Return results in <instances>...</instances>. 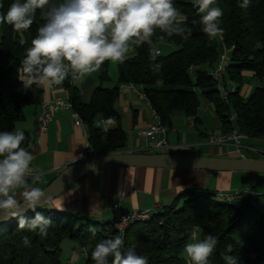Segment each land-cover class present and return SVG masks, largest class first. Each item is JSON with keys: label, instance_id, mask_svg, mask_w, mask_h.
<instances>
[{"label": "trees", "instance_id": "obj_1", "mask_svg": "<svg viewBox=\"0 0 264 264\" xmlns=\"http://www.w3.org/2000/svg\"><path fill=\"white\" fill-rule=\"evenodd\" d=\"M13 2L15 0H0L3 5L0 13H6ZM240 3L242 0H216L213 5L223 11L220 18V27L224 29L222 38L231 48L228 69L222 81L225 85L227 79L233 82L236 90L230 92L226 100L221 98L217 81L210 74L221 45L218 38L210 39L202 32L201 14L195 0H174L175 7L188 17L187 24L192 28L190 38L185 41L178 35L168 37L157 31L150 43L132 46L134 55L117 65V85H104L109 81L108 62L99 70L98 85L87 103L82 100L77 81L70 77L65 79L62 85L69 91L68 99L73 110L87 127L89 147L95 156L125 149L126 133L120 125L102 130L97 121L118 119L114 102L120 85L129 83L142 87L167 129L175 111L194 117V123L198 121L200 93L213 105L215 118L221 126L220 134L237 129L248 139L264 140V85L255 87L247 95L240 94L245 71L264 84V0H251L247 8L239 7ZM44 22L40 10H37L33 24L26 31L17 32L7 23L0 24V132L13 131L16 122L23 118V109L39 102L43 89L35 85L24 88L17 69ZM161 41L174 43L177 49L163 55L156 46ZM153 48L160 52L155 62L150 60ZM153 63L161 64L162 68L155 71ZM233 112L235 119L231 123L229 117ZM215 196L211 192L186 189L161 211L150 212L148 218L130 224L122 233L113 227L112 222H99L48 205L49 208L36 210L53 222L46 237L19 229L18 221L0 228V264H63L62 244L65 240L86 251L82 264H95L91 259L95 244L115 235L123 237L125 248L134 247L138 255L145 256L148 264H186L184 246L194 238V233L197 235V231L201 240L213 235L219 241L209 257L210 264H224V254L236 256L238 264H264V210L258 212L250 201L243 203L242 199L236 206ZM34 215L31 212L26 217L31 219ZM90 227L95 229L94 233L89 231ZM25 236L31 241L30 247L22 244ZM111 261L109 257L108 264Z\"/></svg>", "mask_w": 264, "mask_h": 264}, {"label": "clouds", "instance_id": "obj_2", "mask_svg": "<svg viewBox=\"0 0 264 264\" xmlns=\"http://www.w3.org/2000/svg\"><path fill=\"white\" fill-rule=\"evenodd\" d=\"M215 3L216 0H195L202 32L210 39L224 34L220 27L223 11L214 7ZM250 4L251 0H242L239 7ZM37 10L45 22L17 69L18 79L26 89L33 85L52 89L69 77L83 82L105 62L124 63L132 46L150 43L157 31L168 37L178 35L185 41L192 34L187 15L175 7L174 0H15L6 13H0V24L7 23L17 32L26 31ZM159 56L157 49L150 52L153 62ZM152 68L159 71L162 65L153 63ZM108 123L115 125V118H109ZM26 140L23 131L0 132V220L17 219L19 229L43 238L53 222L36 208H49L53 197L46 196L38 186L42 173L32 167L34 157L29 151L31 145L24 146ZM56 208L64 210L59 205ZM29 210L35 213L31 219L26 217ZM89 231L94 233L95 229L90 227ZM218 243L213 235L186 243L187 264H210L209 257ZM22 244L31 246L28 236L22 238ZM109 257L111 264H148V259L138 255L134 247L125 248L120 235L97 242L91 252L95 264H108ZM222 260L224 264H238L237 257L229 254L222 255Z\"/></svg>", "mask_w": 264, "mask_h": 264}, {"label": "crops", "instance_id": "obj_3", "mask_svg": "<svg viewBox=\"0 0 264 264\" xmlns=\"http://www.w3.org/2000/svg\"><path fill=\"white\" fill-rule=\"evenodd\" d=\"M132 50L131 47L130 52ZM109 65V81L110 77L112 80L104 85L112 87L117 85L118 76L116 78L115 68L109 75ZM98 75L99 71L87 77L83 82H76L82 100L86 103L90 101L98 85ZM68 98L69 91L62 84L52 89H43L38 104L26 106L23 109V118L16 122L13 129V131L25 133L27 137L25 147L28 144L31 145L29 151L34 157L32 167L42 173L38 185L41 189L47 186L63 168L77 162L79 152L89 147L86 125L82 122L75 123L72 112L68 109L55 113L48 129L43 134L39 136L35 132L34 119L40 111L41 104L55 99L67 100ZM114 107L118 113L115 125H110L108 119H99L97 125L102 130L112 129L119 125L123 129V120L127 121L130 139L126 135L125 149L121 152H162L155 149L156 141L162 137V134H156L153 139L139 135V131L147 129L153 122V114L149 105L140 101L137 95L130 91L128 84L120 85ZM173 115L183 116L187 125L195 131L191 141H187L189 138L187 135H184L183 143L170 141V130L174 126L171 121L166 133L169 143L187 145L189 148L186 154L212 157L230 156L231 146L207 142L209 135H217L221 132L220 123L216 118L211 119L212 131L208 132L206 123L209 119L203 115L199 116L196 123L193 117H186L181 111H175ZM245 143L264 151V140L247 138ZM245 188H250L260 195L254 202L251 195L245 196L243 203L250 201L255 207L257 204L264 206V197H262L264 196V174L157 167H113L89 173L51 201L49 206L57 210L56 206L59 205L63 207L64 212L111 223L117 209L124 212L132 210L159 212L186 189L202 190L217 195L218 192L241 191ZM73 248L68 251L65 263L82 264L84 258L79 253L72 254Z\"/></svg>", "mask_w": 264, "mask_h": 264}, {"label": "built area", "instance_id": "obj_4", "mask_svg": "<svg viewBox=\"0 0 264 264\" xmlns=\"http://www.w3.org/2000/svg\"><path fill=\"white\" fill-rule=\"evenodd\" d=\"M217 38L221 45V51L215 63V67L210 71V74L217 81V88L221 98L226 100L229 93L234 92L236 90L235 86H233L230 90H228L226 88V85L222 81L228 69V63L230 58L229 53L231 51V48L224 43L223 38L220 37ZM128 87L132 93L137 95L140 101L142 100L147 105H149L153 114V122L149 125L147 129L139 131V135L153 139L155 138L156 134H162V137L158 139L155 144V149L157 151H168L173 153L186 154L189 148L187 145L171 144L168 142L166 138L167 127L162 123L159 114L151 107L149 100L145 92L143 91L142 87L132 83H129ZM62 109L71 110L74 118V122L75 123L81 122L78 113L73 110L72 104L69 99L67 100L55 99L52 101L43 102L41 104L40 111L36 114L34 119L36 134L39 136L43 134L48 129L49 123L52 121L54 114ZM205 110H206L205 108H202V111ZM234 119H235V113L233 112L229 117V121L233 123ZM246 139L247 136L245 134L240 133L237 129H232L231 131L225 134L209 135L207 137V142L210 144H217L221 146H231L232 149L231 151H229V155L232 156L248 158L250 155L262 156V154H264V151L258 149L257 147L247 145L245 143ZM94 157L96 156L94 155L92 149L88 147L85 150L79 152L77 162L86 161ZM248 195H251L254 202L255 199L260 194L256 191L251 190L250 188H245L244 190L241 191H230V192L222 191L217 193V196L220 199H222L224 202L234 204L236 206H239L241 204L243 197ZM262 210H264V206H262ZM149 216H150L149 210H132V211L124 212L117 209L115 212V218L112 221V225L117 231L122 233L126 230V228L130 224L138 220L146 219ZM193 236L195 237L196 234L194 233ZM71 253L72 254L79 253L82 258L86 257V251L84 249H80L79 251L72 250ZM185 263L187 264V259H185Z\"/></svg>", "mask_w": 264, "mask_h": 264}, {"label": "water", "instance_id": "obj_5", "mask_svg": "<svg viewBox=\"0 0 264 264\" xmlns=\"http://www.w3.org/2000/svg\"><path fill=\"white\" fill-rule=\"evenodd\" d=\"M106 157H110L106 159ZM157 167L174 169H197L215 172H252L264 174V156L258 157H226V156H199L173 152H116L96 156L86 161L75 162L63 168L53 180L45 186L46 196L53 197L51 201L60 196L75 182L89 173L113 167ZM42 207H37L36 210ZM33 211H27L26 215ZM17 221L10 218L0 220V228Z\"/></svg>", "mask_w": 264, "mask_h": 264}, {"label": "rangeland", "instance_id": "obj_6", "mask_svg": "<svg viewBox=\"0 0 264 264\" xmlns=\"http://www.w3.org/2000/svg\"><path fill=\"white\" fill-rule=\"evenodd\" d=\"M54 2H58V0L54 1ZM157 48L160 49L161 54L166 55L172 51H174L175 49H177V45H175L174 43H169L166 41H161L159 42L157 45ZM134 55V50H132L131 52L128 53V58L132 57ZM109 75L110 72H113V68H115L116 71V78L118 76V72H117V62H109ZM111 77H110V81H111ZM109 81V82H110ZM264 84L260 83L259 81H257V79L249 72H244L242 74V80L240 83V94L241 95H247L249 94L255 87L257 86H262ZM233 86H235V84L231 81H229L228 79L226 80V88L228 90H230ZM199 100H200V107L198 109V116L203 115L204 117H207L209 119L208 123H206L207 125V131L210 132L212 131V128L210 127L211 124V119L215 118V113H214V109H213V105L211 103H209L200 93H199ZM202 108H205V111H202ZM194 119V117L192 118ZM171 121L174 123V126L172 128V130H170V134H169V140L170 141H178L179 143H183V137L184 135L189 136L187 141H191L192 137L194 136V129L190 128L187 123L184 121L183 116L181 115H173L171 117ZM127 121L123 120V129L126 132V135L128 137V139H130V132L127 130ZM178 135V137H177ZM178 139V140H177ZM130 141V140H129ZM175 144V143H174ZM206 147V146H205ZM264 197V196H262ZM216 198V197H215ZM256 209L258 210V212H261L262 210V206H260L259 204L256 205ZM201 240L200 237V232L197 231V237L194 239H192L190 242H195ZM69 240H65L62 244V248H63V252H62V261L63 264L65 263L66 259H67V255H68V251L74 247L75 249L79 250L78 247H76L74 244ZM186 258L185 254L183 253V258Z\"/></svg>", "mask_w": 264, "mask_h": 264}]
</instances>
